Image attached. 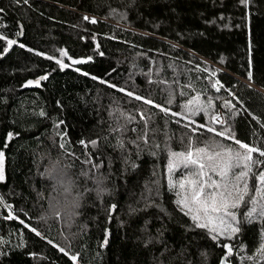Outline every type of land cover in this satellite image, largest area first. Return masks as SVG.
I'll use <instances>...</instances> for the list:
<instances>
[{"label":"trees","instance_id":"obj_1","mask_svg":"<svg viewBox=\"0 0 264 264\" xmlns=\"http://www.w3.org/2000/svg\"><path fill=\"white\" fill-rule=\"evenodd\" d=\"M0 9V53L8 38L25 45L0 58V264H253L247 257L264 244L259 222L214 240L178 205L170 181L184 178V170L176 162L170 173L169 163L172 152L214 139L264 147V0L248 8L241 0H0ZM61 51L68 54L64 69L54 60ZM44 76L39 86L25 87ZM109 84L171 112L209 99L213 107L181 119ZM142 110L154 113L147 127ZM218 111L223 127L211 120ZM228 126L234 139L207 130ZM46 153L82 174H109L112 194H89L83 226L71 240L58 223L39 219L48 194ZM248 184L257 197L255 176ZM250 207L241 203L237 215Z\"/></svg>","mask_w":264,"mask_h":264},{"label":"snow or ice","instance_id":"obj_2","mask_svg":"<svg viewBox=\"0 0 264 264\" xmlns=\"http://www.w3.org/2000/svg\"><path fill=\"white\" fill-rule=\"evenodd\" d=\"M252 2L253 0H241V3H243L246 8H248ZM0 11H2V9H0ZM83 19L93 24L97 23L94 18L88 16L83 17ZM20 34L22 35V26H20ZM5 39L6 34H0V40ZM13 45H17L21 48L25 47V45L19 44L17 40L8 38L6 40L4 52L0 53V58H2ZM98 48L99 45H97V49ZM29 51L32 50L29 49ZM36 54L41 55L38 52ZM98 54L103 56V52H98ZM60 55L67 56L68 54L65 51H61ZM48 58L53 59L52 57ZM90 60L91 58L71 59V63L79 65L87 63ZM55 62L61 69L69 67L68 64L59 59H56ZM84 75H88V73H84ZM47 78V76H44L36 81L30 80L26 83L25 87L39 86L41 80H46ZM92 78L99 79L97 77ZM249 79L251 80V73H249ZM100 82L106 83L102 79ZM215 84L219 85V81H216ZM108 86L123 92L135 101L159 109V111L164 112L165 115L170 114L173 117H181V119H183L185 115L191 117L198 111L208 112V110L213 107L212 101L209 99L206 104L191 102L195 104L194 107H190L189 104L184 105L183 114L171 112L170 109L156 105L151 99L142 95H137L132 91L118 88L113 84H109ZM216 91L219 92L220 87H216ZM229 94L234 96L232 93ZM224 106L229 108V110L234 107L230 102H225ZM41 115H43V113H41ZM152 115H154V113L148 114L142 110L141 119L146 121V127L147 121L152 119ZM132 119L133 117L131 116L125 117L127 122H131ZM211 120L213 123H220L222 127L224 126L225 122L215 114L211 116ZM176 122L179 123L180 120ZM207 130L209 132H214L215 135L234 139L230 126L225 127L223 131H216L213 127H207ZM144 135H148L147 130ZM11 137L12 133H9L8 138L11 139ZM236 143L239 144V149L243 151H233L230 147L225 148L217 144L215 148L206 145L205 147L192 149L191 146H189L186 152H172L170 156L171 162L169 163V172L172 173L176 170V162H179L180 167L184 170V178L179 179L177 183L170 181L171 189L173 191L178 190V195L180 197L178 205L186 210V215H191V219L197 228L206 229L208 232L212 233V238L214 240L218 239L220 234H224L226 238L232 239L236 234L242 231V225L252 224L254 222H259L261 230L264 231V170L258 172L253 171L254 168L264 165V159H261L264 158V147L249 145L240 141H236ZM91 144L95 147L96 142L92 141ZM157 147H159V145H157ZM253 154L256 155L254 156ZM209 173H214L219 179H214L213 175ZM251 176H255L256 178L255 192L259 194L257 197L249 195L250 188L248 178ZM4 179V153L0 151V182L4 181ZM246 196L248 197L247 201L245 200ZM241 203H244L245 207L250 204L251 207L243 216H238L237 211ZM7 207L9 210L8 218L15 219L16 217L12 214L11 206ZM21 223H23V221H21ZM36 234L40 235L38 231ZM107 243L108 240L106 236L104 244ZM224 247L231 252L235 246L224 245ZM61 251H64V249H61ZM261 258H264V244H262L255 257H247V259L253 261V264H258ZM72 259L76 260L77 257L73 255Z\"/></svg>","mask_w":264,"mask_h":264},{"label":"clouds","instance_id":"obj_3","mask_svg":"<svg viewBox=\"0 0 264 264\" xmlns=\"http://www.w3.org/2000/svg\"><path fill=\"white\" fill-rule=\"evenodd\" d=\"M44 178L48 181V194L39 219L44 224L58 223L63 238L71 240L83 226L82 209L89 194L102 199L112 194L109 174L74 170L63 156L46 153L43 156ZM81 181H84L81 183Z\"/></svg>","mask_w":264,"mask_h":264},{"label":"rangeland","instance_id":"obj_4","mask_svg":"<svg viewBox=\"0 0 264 264\" xmlns=\"http://www.w3.org/2000/svg\"><path fill=\"white\" fill-rule=\"evenodd\" d=\"M60 53H61V52H60ZM60 53L58 54V56L54 57V60L59 59V60L63 61L64 63H66V62H65V57H66V56H61ZM217 116H219V117L222 119V116H221V114H220V111H218ZM219 124H220V123H219ZM217 144H219V145H221V146H224L225 148L230 147V146L225 145L223 142L219 141L218 139H214L213 141H211L209 144H206V145L215 148ZM206 145H205V146H206ZM205 146H204V147H205ZM230 148H231L233 151H235V150L243 151L242 149H239V146H238V145H234V146H232V147H230ZM179 166H180V165H179ZM179 166H178V167H179ZM178 167H177V168H178ZM209 174H210V175H213V178H214V179H217V180L219 179V177H218V176H215L214 173H209Z\"/></svg>","mask_w":264,"mask_h":264},{"label":"water","instance_id":"obj_5","mask_svg":"<svg viewBox=\"0 0 264 264\" xmlns=\"http://www.w3.org/2000/svg\"><path fill=\"white\" fill-rule=\"evenodd\" d=\"M220 264H227L225 261H221Z\"/></svg>","mask_w":264,"mask_h":264},{"label":"built area","instance_id":"obj_6","mask_svg":"<svg viewBox=\"0 0 264 264\" xmlns=\"http://www.w3.org/2000/svg\"><path fill=\"white\" fill-rule=\"evenodd\" d=\"M88 16V15H87ZM88 17H90V18H95V17H92V16H88Z\"/></svg>","mask_w":264,"mask_h":264}]
</instances>
